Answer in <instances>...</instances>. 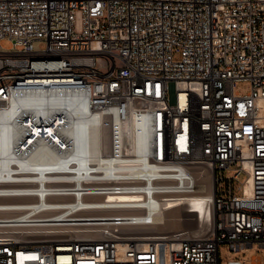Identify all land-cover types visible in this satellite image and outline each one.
Returning <instances> with one entry per match:
<instances>
[{
	"label": "built area",
	"instance_id": "built-area-1",
	"mask_svg": "<svg viewBox=\"0 0 264 264\" xmlns=\"http://www.w3.org/2000/svg\"><path fill=\"white\" fill-rule=\"evenodd\" d=\"M0 38V117L18 133L0 143V264H220L221 243L264 248V0H0ZM80 101L107 133L95 155L71 154ZM135 118L143 150L116 139ZM197 167L212 197L194 211ZM168 203L196 227L152 231Z\"/></svg>",
	"mask_w": 264,
	"mask_h": 264
},
{
	"label": "bare ground",
	"instance_id": "bare-ground-1",
	"mask_svg": "<svg viewBox=\"0 0 264 264\" xmlns=\"http://www.w3.org/2000/svg\"><path fill=\"white\" fill-rule=\"evenodd\" d=\"M76 116L73 117V124L69 128H67L66 133L70 136L73 145L74 151L71 153L74 156L82 155L89 153L91 155H95L101 149L106 130L104 128H100L96 125V122L92 119L87 118L84 115L86 111V104L83 101H80L78 106L76 107ZM10 113H6L5 115L0 117V143L3 147H7L9 142L17 136V129L14 125L9 123L10 120ZM112 130H114L112 128ZM130 132L132 135V141L134 146L139 149L143 150L146 146V133L144 130V124L138 118H135L131 121L130 124L125 125L124 127H119L118 125L115 126L116 131V139L117 141L120 140L124 131ZM33 159L46 162L55 160L56 157L51 152H41L38 151ZM196 172L199 175V179L202 178V183L198 187L199 190L202 191L200 196L194 197V211L201 210V200L210 199L212 197L211 187H212V179L211 176L205 174L203 167H197ZM247 192L249 191V187H246ZM13 199V198H12ZM19 199V198H14ZM9 200V198L4 197L0 198V201ZM177 203H168L165 205V208L156 216V226L161 229L163 232H172L168 231L170 227L176 224L174 227H177L178 221L181 220L179 214L177 212L180 207H176ZM57 212L46 214V216H51L56 214ZM169 213H173L170 215ZM100 214H94L92 216H97ZM5 217V216H0ZM50 219V218H48ZM81 220H88L93 218L83 217L79 218ZM101 219V218H97ZM81 223H88V221H82ZM155 226H152L153 228ZM150 228V229H151ZM173 228V227H172ZM156 229V228H155ZM153 230V229H152ZM170 230V229H169ZM173 230V229H171Z\"/></svg>",
	"mask_w": 264,
	"mask_h": 264
},
{
	"label": "rangeland",
	"instance_id": "rangeland-1",
	"mask_svg": "<svg viewBox=\"0 0 264 264\" xmlns=\"http://www.w3.org/2000/svg\"><path fill=\"white\" fill-rule=\"evenodd\" d=\"M13 43L11 40L7 38H0V47L4 49H10L12 48ZM17 48H20L18 45ZM234 90L237 91L240 95H244L248 93L250 90V83L248 81H238L234 85ZM107 138V133L105 134L104 140ZM103 140V141H104ZM236 170H225L223 171V176L225 178H231ZM220 172H218L219 174ZM246 179V174L245 173H240L238 175L237 180L234 181V188H235V193L240 194V189H238V186L241 185V183ZM202 178L198 180L199 185L202 183ZM179 217L181 220L178 221L177 227H174L176 224L173 222V228L170 227L168 231H174L178 229L180 226L186 227L188 230L189 229H194L196 227V222L195 220L188 216L187 213H185L183 210L178 209L177 210ZM170 215H173V213H169ZM156 228V229H155ZM153 229V230H152ZM152 231H161L159 226H155L152 228ZM173 229V230H171ZM254 256H258L262 258L264 256V248H259L256 244H253L251 247H248L244 249L243 251L239 253H234L229 249V246L227 243H221L219 246V259H220V264H227V262L230 259L234 258H239V259H244L245 264H252V258Z\"/></svg>",
	"mask_w": 264,
	"mask_h": 264
}]
</instances>
